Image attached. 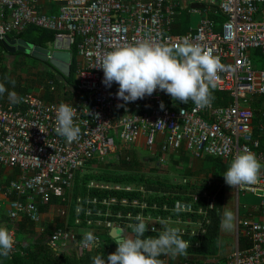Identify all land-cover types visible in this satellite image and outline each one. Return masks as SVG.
<instances>
[{"label": "built area", "instance_id": "2783aa9c", "mask_svg": "<svg viewBox=\"0 0 264 264\" xmlns=\"http://www.w3.org/2000/svg\"><path fill=\"white\" fill-rule=\"evenodd\" d=\"M36 1L0 0V40L17 38L28 26H36L68 38L70 51L76 44L75 93L67 104L77 109L74 123L81 133L71 143L55 133V110L61 103L44 100L40 96L43 86L17 95V104L0 101V165L18 169L17 176L4 185L6 193L14 196L7 215L22 214L38 222L40 205L49 204L52 196L65 205L61 214L69 215L77 174L89 163L118 158L127 148H142L141 143L147 155L164 164L184 152L195 158H219L228 165L237 153L250 150L262 164L259 181L233 187L237 199L240 193L260 198L258 208L251 210L257 217L250 212L243 224L237 223L248 242L243 248L237 245L239 235L236 247L224 256L196 251L206 234L207 212L215 206L216 194L202 189L184 191L178 197V192L148 188L141 182L102 179L87 181L86 194L75 198L73 222L82 231L57 227L46 242L55 251L68 245L95 250L112 228L133 235L132 225L141 216L148 225L145 236L157 237L165 227H179L182 238L190 241L186 256L159 257L165 264H264V110L255 122L248 105L253 97H264V62L258 67L251 57L255 49L264 55V0H209V6L225 16L221 25L204 17L183 34L171 32L181 8L172 0H55L59 4L55 13L38 11ZM184 38L219 57L225 71L218 74L214 90L228 92V104L211 102L200 109L192 101L173 100L159 89L125 103L115 95L117 83L110 88L102 83L101 60L113 48L143 40L175 43ZM47 84L54 88L52 81ZM178 201L190 206L189 210L177 214ZM78 206L83 209L79 214ZM89 231L99 246L82 248L83 235Z\"/></svg>", "mask_w": 264, "mask_h": 264}, {"label": "clouds", "instance_id": "9594fccd", "mask_svg": "<svg viewBox=\"0 0 264 264\" xmlns=\"http://www.w3.org/2000/svg\"><path fill=\"white\" fill-rule=\"evenodd\" d=\"M99 68L103 70L102 83L109 88L113 82L117 83L119 87L115 95L125 103L151 96L159 89L173 100L182 103L192 101L200 109L211 104L214 99L212 90L217 87L219 80L218 74L225 71V66L219 57L212 54L211 49H205L188 38L175 43L143 40L115 47L103 56ZM11 83L14 86L15 82ZM6 92L11 104L20 102L15 91H9L4 83H0V97ZM160 108H164L163 102ZM55 111V133L69 143L75 141L81 133L80 127L74 123L77 109L61 103ZM261 169L262 164L255 153L246 150L234 156L223 177L231 188L255 185L259 181ZM189 207L178 201L174 211L179 214L189 210ZM82 210L78 206L77 214ZM234 218V213L225 209L221 229L231 231ZM135 219L138 223L132 225L133 235L118 233L113 238L117 245L115 251L108 254L106 260L100 255L94 256L93 264H165L159 257L175 259L187 255L190 241L182 238L179 227H165L157 237L145 236L147 223L141 216ZM15 243L14 234L0 226V257L8 258ZM99 243L97 237L89 231L84 233L80 246L91 249L98 247Z\"/></svg>", "mask_w": 264, "mask_h": 264}, {"label": "trees", "instance_id": "16d2710c", "mask_svg": "<svg viewBox=\"0 0 264 264\" xmlns=\"http://www.w3.org/2000/svg\"><path fill=\"white\" fill-rule=\"evenodd\" d=\"M203 10L207 11L206 17L213 19L217 27H219L225 19V16L219 11L218 8H215L213 10ZM191 18L192 17L190 10H183V12L181 11L179 14L177 13L174 16V20L171 25V32L181 33L179 26L190 23L192 21ZM16 36L18 38H23L33 43L34 45L48 47L52 44L55 33L53 31L38 28L36 26H28L23 32L16 34ZM75 47L76 44L74 43L71 46L70 72L68 75H64L49 61L39 60L38 58L31 56L30 54L18 50H15L14 52L8 51L4 47L3 41L0 40V83H4L5 87L9 91H15L17 95L37 89L39 86H43L44 88L40 92V96L44 100L52 102L58 101L60 103L67 104L73 99L75 93ZM253 53L255 56L254 60L256 64H262L264 62L262 61L264 60V58H261L260 56L264 55L261 53V51L259 49H255ZM5 54H8L9 57H14L13 59H16L18 56H29L34 61L40 62L41 67L27 77H22L18 74L10 76L8 74V63L4 62V57H6ZM49 80L54 84L53 89H50L49 85L47 84ZM11 81L15 82L14 86ZM30 87L34 89H30ZM212 95L214 97V99L212 100L214 105L228 104L231 101V97L229 96L228 92L212 90ZM0 101H9L7 98V92L2 97H0ZM205 157L210 158V160L214 161V163L218 162V165H222L224 163L219 158L211 156ZM115 162H119L120 166L124 167L125 169L132 168L130 159H127L126 157L122 158L121 156H119V158H117ZM90 179H102L116 182H141L144 183L148 188L165 190L169 192H178L180 193L178 197H180L184 193V191H196L202 189L206 190L208 188V186L205 185L196 186L195 184L192 185L188 182L185 184L171 183L169 185H157L151 183V181L145 182L144 179H146V177H144L142 174L138 176L134 173L132 174L126 172L120 174L113 171H106L95 174H78L75 179L73 193L70 200V207L68 211L69 215L67 222L69 225H74L73 221L75 212L73 211L76 204L75 198L77 195L86 194L87 189L85 183ZM214 192V189L210 191V193ZM215 194V206L212 209H209L207 212L209 223L206 225V234L202 240L200 248L196 249L197 252L203 254H218L221 210H223V189L219 188L215 192ZM50 201L59 204L62 203V201L56 196H52ZM41 207L42 206H40L39 209H41ZM27 222L28 224L31 223L27 216H25L20 221V225L26 224ZM48 233L49 229H44L39 235L33 238L30 243L26 244L22 243L20 240L15 239L16 243L14 244L12 253L8 258L0 257V264H93L92 258L94 256L100 255L106 260L107 255L114 252L117 246L114 242V239L111 238L107 233H104L102 236L103 244L95 250H81L77 246L68 245L62 251H55L50 246H48L46 242V237L49 235Z\"/></svg>", "mask_w": 264, "mask_h": 264}, {"label": "rangeland", "instance_id": "374dc122", "mask_svg": "<svg viewBox=\"0 0 264 264\" xmlns=\"http://www.w3.org/2000/svg\"><path fill=\"white\" fill-rule=\"evenodd\" d=\"M48 47H51V45ZM253 52L254 50L251 52V57L254 60L255 56ZM5 56L9 57L8 54H5ZM260 57L264 58V56ZM7 61H9L8 58L4 57V62L7 63ZM261 66L262 65H259L258 67ZM8 67V74L10 76L18 74L22 77H27L33 72L37 71L41 67V63L34 61L29 56H18L16 59L9 61ZM30 89L34 88L30 87ZM34 90L37 91V89ZM139 147L142 148H127L123 150L121 154H119V156L122 158L126 157L130 159L132 166L130 169L121 167L119 162H115L117 159L116 156H112L103 162H92L87 164L83 171L79 172L78 174H95L106 171H113L120 174L126 172L132 174L134 173L138 176L142 174L144 177H146V179H144L145 182L151 181V183L157 185H169L171 183L181 184L183 179H186L187 182L192 185L195 184L196 186H208L206 191L209 193L213 189L215 192L219 188L223 189V207L225 209L232 210L235 218L233 221L234 227L231 231V236H229V238H227V236L219 238V248L222 242L224 251L228 250L231 252L235 247L237 237L242 234L239 226H237V223L243 224V221L245 220L244 210H246L247 206L243 204L245 203L247 205H252L255 203V201L260 203V198L250 193H246L247 196L240 193L237 199L234 188H231L225 183L223 174L229 167L225 163L218 165V162L214 163V161L210 160V158H195L184 152H179V154H177L174 158H171L165 164L157 163L153 156L147 155L148 152L143 148L142 143ZM136 160L138 161V164ZM215 192L213 194H215ZM237 212L239 215L238 222L236 220Z\"/></svg>", "mask_w": 264, "mask_h": 264}, {"label": "crops", "instance_id": "0c3cea01", "mask_svg": "<svg viewBox=\"0 0 264 264\" xmlns=\"http://www.w3.org/2000/svg\"><path fill=\"white\" fill-rule=\"evenodd\" d=\"M172 1L179 2V4L181 5V8L177 12L178 14L181 11L183 12V10L192 9L193 7L190 6L192 3H199V4L205 5V7H203V8H193V9H195V11H191L192 21L186 25L179 26L181 33H184L190 27H195L197 24H199V22L202 18L206 17L207 11L203 10V9H212L213 10V8H212L213 6H209V4H208L209 0H172ZM58 5H59L58 2L55 0H37L35 7L38 11L43 12V13H55L58 10ZM6 58H8L9 61H12V59L14 57H11V56L7 57L6 56ZM9 61H7L8 64H9ZM248 105H249V107H251L254 110L255 122H256V120L258 119V117L260 115V112L262 110H264V97L263 96L253 97L249 101ZM225 164H227V163H225ZM229 165L230 164H228L227 166H229ZM17 174H18L17 168L0 165V226L6 227L7 229H9L14 234L15 239L20 240L24 244L30 243L33 240V238H35L37 235H39L44 229H49L48 234H50L55 228L63 227V226L69 227V228H71L77 232L82 231L81 227H77L75 225H69L68 224V222H67L68 221V215H66L67 217L63 216L60 212L62 209H65V205H63L62 203L59 204L56 202H50L47 205L41 204L40 206H42V207L40 209V219L38 222H32L29 220L32 224L31 223L28 224V222H27L26 224L20 225V221L22 220L23 217H25L22 214L16 218L9 217L7 215V210L9 207V201L14 196L6 193V189L4 188V185L7 184V182L10 179L15 178L17 176ZM242 194L247 196L246 193H242ZM250 198L252 199L251 196H250ZM44 205H46V206H44ZM243 205L247 206L246 210H244L245 211V217H248L250 212L254 218L257 217V212L251 211L252 209L258 208L259 203L257 201H255V203L252 205H247L245 203ZM222 209L223 210H221V220L223 218V213L225 211V208L223 206H222ZM236 214H237L236 215V220H237L238 216H239L238 212ZM220 224H221V221H220ZM231 231H223L220 227V238L223 236H227V238H229V236H231ZM247 244H248V242H247L246 237L241 234L237 240L238 247L243 248V247L247 246ZM222 246H223V243L221 242L220 248L218 245V249H219V252L221 253V255L224 256L226 254H229V251L228 250L224 251V248ZM235 247H236V244H235Z\"/></svg>", "mask_w": 264, "mask_h": 264}, {"label": "water", "instance_id": "95a60500", "mask_svg": "<svg viewBox=\"0 0 264 264\" xmlns=\"http://www.w3.org/2000/svg\"><path fill=\"white\" fill-rule=\"evenodd\" d=\"M193 8H203L205 5L192 3ZM215 9V7H212ZM4 47L10 51L15 50L30 54L39 60L49 61L62 74L68 75L70 72L71 51L68 38L54 37L51 47H43L34 45L33 43L23 38H6L3 41ZM121 231L117 228H112L109 235L114 238Z\"/></svg>", "mask_w": 264, "mask_h": 264}]
</instances>
